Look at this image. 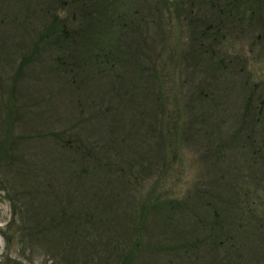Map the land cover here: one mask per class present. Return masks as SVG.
Listing matches in <instances>:
<instances>
[{"label":"rangeland","instance_id":"374dc122","mask_svg":"<svg viewBox=\"0 0 264 264\" xmlns=\"http://www.w3.org/2000/svg\"><path fill=\"white\" fill-rule=\"evenodd\" d=\"M243 1L220 14L223 35L212 42L201 31L214 10L200 0H122L101 6V18L94 0H0V264H112L106 241L132 236L124 228L148 196L128 264H264V8L250 30L236 21L255 9ZM53 20L85 35L54 42L42 34ZM63 131L111 158L67 165L70 146L54 135ZM79 173L111 211L83 202ZM29 197L36 213L38 201L52 208L39 213L44 224L63 209L53 237L15 231L34 217ZM113 212L120 226L99 225Z\"/></svg>","mask_w":264,"mask_h":264},{"label":"trees","instance_id":"16d2710c","mask_svg":"<svg viewBox=\"0 0 264 264\" xmlns=\"http://www.w3.org/2000/svg\"><path fill=\"white\" fill-rule=\"evenodd\" d=\"M86 1L89 2L86 4L93 3L92 0H86ZM94 1H95V3L99 4L98 5L99 7H94V4H93L94 10L98 11V9L105 4L107 5V6L106 5L105 6L108 7L109 3L110 4L113 3L112 5H114L116 3L117 4L120 3L122 0H94ZM159 1H167V0H159ZM200 2L202 5L206 6L207 8L210 5V4H208L209 0H200ZM128 3H131V0H128ZM245 3L246 2L243 0H232V4L236 5V8H234V12L241 5H245ZM259 4H262L263 8H264V0H254L255 9L250 10V11H248L247 9L243 10V14H241V12L237 13L238 16L236 17V21L241 23L243 19H246L249 23L246 28H249L250 30H252L251 24L254 25L253 28H257V22H260V19L262 20V16H261V14H259L260 12L258 11V9H260ZM211 5H212V10H214V13L212 12V15L209 17V19H206L207 26L204 27L205 29L203 31H201V33L203 34V36L208 35L210 37V40L213 42L216 40V38L219 34H221V37L223 35V33L221 32V30H222L221 20L224 17L221 16L218 11H216V9H221V7L223 9V6H220L216 2L211 3ZM110 7H108L105 10L108 11V9ZM86 8H89V7H86ZM93 8H91L90 11L82 8V11L84 10L85 11L84 14H87V13H90L93 10ZM256 8H257V10H256ZM215 11L217 12V14H215ZM257 12H258V14H257ZM106 14L107 13H105V15ZM103 15H104V12L100 11L99 17L101 18ZM220 16L222 18H220ZM114 18L115 17L113 16V19ZM117 18L119 19L121 17L118 16ZM213 18H217L219 21L217 23H213L212 21H210ZM109 19H112V17H110ZM198 19L199 18H197V21H198ZM201 21H202V19H201ZM209 24L212 26V29H209ZM243 24L244 23H242V25ZM259 26H260V32L262 34H264V20L261 24H259ZM83 29L84 28L72 29V28H69L66 24H64L63 21L53 20L51 22L50 26L47 28V31H45L42 34L52 36L54 39L53 40L54 42H56V40L60 41V42H62L64 40V42L70 43V42H73L75 39L79 40L81 37H83L85 35ZM210 34L213 36L211 37ZM77 36H80V37L78 38ZM61 39H63V40H61ZM206 47L204 49L210 53L209 59L215 57V60L211 61V62H213L211 65L215 64V66L217 65L219 68H224V66H226L227 64L222 63L223 58H219V57L217 58L216 57L217 56L216 55V48L213 47V49L212 48L210 49L207 45H206ZM231 61L234 62L233 59H231ZM235 61L236 62H234V63L239 65L240 69L243 71L245 68L240 63L241 57L238 56V58H236ZM247 76H249V75H246V77ZM261 102H262V99H261ZM3 128L4 129L8 128L6 121H5V123H3ZM106 129H108V131L113 132V128H106ZM1 135L2 134H0V155H3V154H6V152H8V151H7V148L4 147V142H5L4 135L5 134H3V136H1ZM54 135L56 138V142L58 143V145H60V147L65 148V147L70 146V148H68L66 150H68L71 153H68L66 155V157H64V158H66L67 165L69 164V162H78L81 166H83L86 163L87 158L96 160L98 157L99 158L103 157V153H104V155L111 158L110 155H108L106 152H103V148H101L99 145H95L93 147V150L92 149L89 150V148L83 143V140H79L78 137H74V139H73L71 136H69V134L67 135L65 133V131H63L61 134L60 133H54ZM57 151H60V149H57ZM90 151L92 152L91 154H90ZM0 157H2V156H0ZM62 157H63V155H62ZM14 160H15L14 157H11L10 162L13 164ZM107 162H110V159H107ZM69 174H70V176L73 175V173H69ZM86 177L87 176L79 173L77 176H75L72 179V180L81 181L83 184V188H85V190L80 191V192H84L83 202L85 203L91 199L96 201V199H97V200H99L100 205L104 204V207L106 209H108V210L112 209L111 204H109L107 202L104 203V199L101 198V195L99 196V192H98L97 188L94 187L92 185V183L86 184V182H87ZM67 180H69V178ZM40 191H41V189L39 191H36L35 193L39 194ZM13 194H14L15 198L17 197V199H21V201H22V199H25L24 198L25 196L23 195V193L21 191H18L17 188L14 189ZM31 199H32V197H29L28 200H25L26 213H31V216H34V217H33V219H31L30 222L25 224V226L17 225L15 228V231L19 230L20 235L22 236L24 234V236L29 241H33V240L38 241V240H42L43 238H47L49 236L53 237V235H55L57 233L56 230L59 229L58 226H59V224H61V221H59V222L54 221L55 220L54 217H56V216H54V213L52 212L53 217H51V222H56V223L55 224H49V223L44 224V223H46L44 220V217H42L41 214H39V213H42L43 215H45L46 211L51 210L52 208L44 206V204L41 201H38L37 207L40 211L36 213V210L31 208V204H32L30 202ZM145 200H146L145 202H142V201L135 202L136 213L134 215L130 216V220L126 223V226L124 228L125 229L124 235H125V232H129V230H130L132 236L125 235L127 238H124V240L119 239V238L115 239L112 237L106 241V242L111 241L113 243V246H111V249L114 250V256L110 257L112 260V264H128L129 261L132 260L134 256H136V254L138 253V250L141 248L142 242H140L141 239H139L138 236L144 230V226H146L147 223L149 222V221L147 222V219H146V210H147L146 203L150 200V197L148 196L147 198H145ZM157 200L159 202L162 201L161 198H159ZM68 203H70V202H68ZM115 209L116 208L113 207V210H115ZM87 213H88V210L84 211V217H86ZM113 214L114 215L109 214L112 217H108L109 220L103 219L102 220L103 222L101 224L99 223V225H105L106 227H109V226L116 224V225L120 226V223L117 222L120 219V217H119L120 214H118L117 212H113ZM59 217H64L62 208L60 209V216H57L56 218H59ZM59 220H60V218H59ZM22 229L28 230V231L27 232L21 231ZM67 229H71V228L68 227ZM11 235L12 234L10 233L7 236V238L9 239L11 237ZM59 237H60V235H59ZM225 255L227 258L228 253H225ZM82 258L85 259L86 257L82 256ZM226 263H229V260L228 261L226 260Z\"/></svg>","mask_w":264,"mask_h":264},{"label":"flooded vegetation","instance_id":"af4514ba","mask_svg":"<svg viewBox=\"0 0 264 264\" xmlns=\"http://www.w3.org/2000/svg\"><path fill=\"white\" fill-rule=\"evenodd\" d=\"M213 3V2H216V3H219V2H217V1H214V0H209V3L208 4H210L209 6H208V9H212V5H211V3ZM78 3H79V5L81 4V5H84V4H86V3H89V2H87L86 0H78ZM65 4H67V2L65 1V2H63V5H65ZM66 6V5H65ZM223 9H222V7H221V9L223 10V12H224V14H222V13H220L222 16H225V14H227V13H233L234 11H233V9L234 8H236V5L235 4H232V3H230L229 2V0L226 2V3H224L223 5ZM235 13V12H234Z\"/></svg>","mask_w":264,"mask_h":264},{"label":"bare ground","instance_id":"6f19581e","mask_svg":"<svg viewBox=\"0 0 264 264\" xmlns=\"http://www.w3.org/2000/svg\"><path fill=\"white\" fill-rule=\"evenodd\" d=\"M226 20V19H225ZM227 21V20H226ZM229 24V23H228Z\"/></svg>","mask_w":264,"mask_h":264}]
</instances>
